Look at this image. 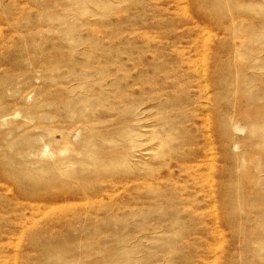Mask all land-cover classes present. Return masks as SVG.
Segmentation results:
<instances>
[{
  "label": "rangeland",
  "instance_id": "1",
  "mask_svg": "<svg viewBox=\"0 0 264 264\" xmlns=\"http://www.w3.org/2000/svg\"><path fill=\"white\" fill-rule=\"evenodd\" d=\"M0 264H264V0H0Z\"/></svg>",
  "mask_w": 264,
  "mask_h": 264
},
{
  "label": "bare ground",
  "instance_id": "2",
  "mask_svg": "<svg viewBox=\"0 0 264 264\" xmlns=\"http://www.w3.org/2000/svg\"><path fill=\"white\" fill-rule=\"evenodd\" d=\"M205 162H206V161H205ZM205 162H204V163H205ZM206 164H207V163H206ZM208 168H209V167H208ZM205 180H206V179H205ZM208 180H209V179H208ZM212 196H213V195H212ZM212 205H213V204H212Z\"/></svg>",
  "mask_w": 264,
  "mask_h": 264
}]
</instances>
